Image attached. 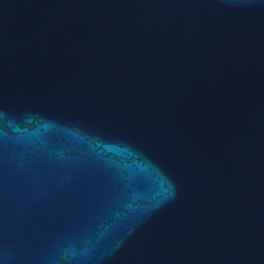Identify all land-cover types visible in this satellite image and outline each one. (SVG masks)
Listing matches in <instances>:
<instances>
[{"label":"water","instance_id":"95a60500","mask_svg":"<svg viewBox=\"0 0 264 264\" xmlns=\"http://www.w3.org/2000/svg\"><path fill=\"white\" fill-rule=\"evenodd\" d=\"M0 264H264V0H0Z\"/></svg>","mask_w":264,"mask_h":264}]
</instances>
